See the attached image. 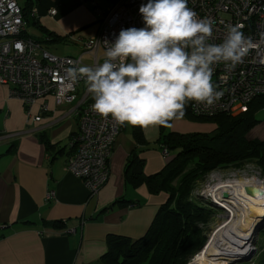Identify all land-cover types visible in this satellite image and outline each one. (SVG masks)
Here are the masks:
<instances>
[{"label":"crops","instance_id":"1","mask_svg":"<svg viewBox=\"0 0 264 264\" xmlns=\"http://www.w3.org/2000/svg\"><path fill=\"white\" fill-rule=\"evenodd\" d=\"M16 1L27 14L25 36L46 49L49 43H71L76 55L65 56H77L83 41L97 31L96 15L84 0H36L31 8L26 0ZM30 22L35 36L27 32ZM10 88L0 84V264H99L108 250V235H144L168 194L151 192L146 183L131 185L125 170L134 152L143 159L146 175L167 163L169 157L155 141L158 126L138 127V135L134 127L123 126L109 159L108 179L90 196L66 167L70 140L79 130L85 84L70 101L57 103L52 94L36 99L30 116ZM255 116L259 121L246 136L263 140L264 109ZM49 190L54 198L46 200Z\"/></svg>","mask_w":264,"mask_h":264},{"label":"built area","instance_id":"2","mask_svg":"<svg viewBox=\"0 0 264 264\" xmlns=\"http://www.w3.org/2000/svg\"><path fill=\"white\" fill-rule=\"evenodd\" d=\"M109 1L111 5L102 9L95 0H84L83 3L90 6L96 15L97 31L83 41L79 55L60 56L49 52L40 41L22 36L27 21L21 7L16 0H0V84L11 85L10 95L22 101L28 116L34 101L46 94L54 95L57 103L72 100L84 80L76 83L74 89L66 88L65 70L73 66L102 64L105 40L113 43L121 29L144 26L139 7L147 0ZM187 6L197 18L211 22L209 43H221L227 26L242 25L240 31L257 45L231 71L223 63L214 65L212 80L217 91L223 95L210 107L188 102L190 112L196 117H210L219 113L236 115L247 111L253 99L264 95V42H261L264 0H187ZM49 12L54 14L55 9ZM83 54L88 57L83 59ZM80 101L79 130L70 140L72 151L66 160V167L69 173L82 180L92 196L108 179L109 159L123 126L110 116L101 117L91 109L94 101L86 85ZM39 118L34 117L35 120ZM162 153L169 155L166 147L162 148ZM254 168L256 178L264 183L260 167L257 165ZM52 198L54 191H47L46 200Z\"/></svg>","mask_w":264,"mask_h":264},{"label":"clouds","instance_id":"3","mask_svg":"<svg viewBox=\"0 0 264 264\" xmlns=\"http://www.w3.org/2000/svg\"><path fill=\"white\" fill-rule=\"evenodd\" d=\"M139 13L143 27L121 29L113 43L104 41L102 64L65 70V87L84 80L91 109L120 126L171 127L188 102L212 106L223 95L213 66L223 63L231 71L257 47L242 25L227 26L221 43H209L211 22L197 18L187 0H147Z\"/></svg>","mask_w":264,"mask_h":264},{"label":"trees","instance_id":"4","mask_svg":"<svg viewBox=\"0 0 264 264\" xmlns=\"http://www.w3.org/2000/svg\"><path fill=\"white\" fill-rule=\"evenodd\" d=\"M35 1L26 0V8H31ZM22 13L25 18V9ZM22 36L26 37L25 31ZM259 109H264V95L253 99L247 111L236 115L197 117L214 121L212 133L170 132L157 138L161 148L173 152L157 173L146 175L143 159L132 153L125 170L127 181L133 186L146 183L151 192L164 191L168 196L141 237L108 235V250L100 257L99 264H187L205 244L203 226L213 213L211 203L192 197L195 183L213 169L241 167L251 161L264 175V139L246 137V132L259 121L255 116ZM185 115H193L188 104ZM137 128L134 127V135H138ZM259 233L264 237V230ZM252 262L264 264V245Z\"/></svg>","mask_w":264,"mask_h":264},{"label":"bare ground","instance_id":"5","mask_svg":"<svg viewBox=\"0 0 264 264\" xmlns=\"http://www.w3.org/2000/svg\"><path fill=\"white\" fill-rule=\"evenodd\" d=\"M203 194L228 214L227 221L209 235L202 250L194 257V263L226 264V260L233 257L237 259L250 254L254 230L264 220V183L256 177L216 178Z\"/></svg>","mask_w":264,"mask_h":264},{"label":"rangeland","instance_id":"6","mask_svg":"<svg viewBox=\"0 0 264 264\" xmlns=\"http://www.w3.org/2000/svg\"><path fill=\"white\" fill-rule=\"evenodd\" d=\"M95 1L98 3L99 7L102 9L109 7L111 5L109 0H95ZM18 2L19 4L21 3L20 0H18ZM89 9L92 10L91 8ZM92 12L94 13L93 10ZM27 32L32 36H35L36 34H38L36 28L31 22L29 26H27ZM45 46L47 47V50L49 52H52L53 54L60 55V56L66 55L69 53L76 55V52H77L76 46H74L71 43H65V42L49 43V44H45ZM83 57L87 58L88 55L84 54ZM82 84L86 85L85 81H83ZM170 123H171V127L162 126L160 128V126H158L157 136H156L155 141H156V144L159 146L160 150L162 149L160 147L161 141H157V138L159 137L161 138L162 135L168 134L170 132H179V133H185V134L196 133V132L206 133V132H211L214 126L216 125L213 120L201 119L193 115H184L182 118L173 120ZM172 154L173 152L170 151L169 155H165V156H168L170 158ZM256 166H257L256 163L254 161H251V162H247L245 166H241V167L229 166L226 168H216L210 171L208 174H206L204 178H202L201 180L195 183V186L192 191V197L199 198L207 203H211V207L213 208L212 216L209 218L208 222L203 226L206 237H207L206 242L208 240L209 235L214 230H216L220 224L225 223L227 221L228 213L224 208L215 204L210 197L204 196L203 192L206 190L208 185L216 182V178L224 180V179H227V177L228 178L229 177H237V178L256 177L257 174H255L256 171L254 168ZM262 177L264 179V176ZM261 179L262 178H260V180ZM262 230H264V220L259 225L258 230L255 233H253L252 239L250 240V245L252 246L254 251L253 253L250 254L249 258H247L249 253L248 254L246 253V255L240 256V258L236 259L233 257V259L226 260V264H253L252 261L254 260L256 253L258 252L260 247L264 245V237L259 233V231H262ZM203 246L190 258L187 264H195L193 259L196 256V254L202 250Z\"/></svg>","mask_w":264,"mask_h":264},{"label":"water","instance_id":"7","mask_svg":"<svg viewBox=\"0 0 264 264\" xmlns=\"http://www.w3.org/2000/svg\"><path fill=\"white\" fill-rule=\"evenodd\" d=\"M224 197H227V193H224ZM260 224H261V223H260ZM258 227H259V226H257V227L255 228L254 233L258 230ZM253 251H254V249L252 248L250 254L253 253ZM250 254L247 256V258H249Z\"/></svg>","mask_w":264,"mask_h":264}]
</instances>
